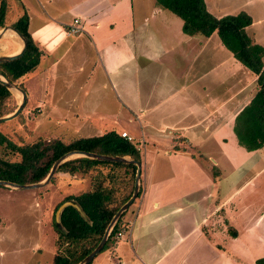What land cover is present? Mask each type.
Masks as SVG:
<instances>
[{
    "label": "crops",
    "instance_id": "0c3cea01",
    "mask_svg": "<svg viewBox=\"0 0 264 264\" xmlns=\"http://www.w3.org/2000/svg\"><path fill=\"white\" fill-rule=\"evenodd\" d=\"M0 2H5L6 26L26 15L28 32L42 50L35 70L23 77L31 76L22 82L23 88L26 84L37 92L33 83L39 82L32 78H42L46 84L41 91L50 99L51 90H64L50 85L52 69L75 66L76 76L60 70L58 78L67 83L66 90L74 86L80 97L95 99L93 105L78 104L88 108V116L78 118L87 122L85 128L78 126L82 137L115 131L125 132L131 142L139 140L132 142L141 161L135 215L132 227L127 217V228L104 252L109 264H232L230 257L238 259L245 252H251L244 254L251 264L264 258L255 251L264 243L261 224L259 232L245 220L235 227L228 218H218L222 204L207 206L225 177L217 167L221 162L232 170L244 158L262 162L252 176L238 179L235 194L251 185L255 193L264 173V147L247 151L233 131L236 116L258 91L257 75L233 56L216 31L206 37L185 34L181 18L156 0ZM204 3L216 18L249 15L245 31L264 49V0ZM75 19L79 31L69 33ZM45 104L53 106L49 100ZM50 139L60 138L42 140ZM81 181L67 176L55 187ZM199 193L201 197L193 198ZM230 209L239 215L243 207L234 204ZM128 245L132 259L125 255Z\"/></svg>",
    "mask_w": 264,
    "mask_h": 264
},
{
    "label": "trees",
    "instance_id": "16d2710c",
    "mask_svg": "<svg viewBox=\"0 0 264 264\" xmlns=\"http://www.w3.org/2000/svg\"><path fill=\"white\" fill-rule=\"evenodd\" d=\"M156 1L181 18L182 31L185 34L206 37L216 31L222 44L233 56L257 75L258 91L236 116L233 131L238 143L247 151L264 147V49L253 44L245 31L246 26L251 23L249 15L240 12L216 18L206 10L204 0ZM6 14L5 2H0V29L7 25ZM27 25L26 15L12 23V27L24 34L28 40L24 54L0 63V73L20 87H23V77L35 70L42 55V50L28 32ZM4 51H13L6 40L0 41V55L5 54ZM16 106L15 96L0 84V117L11 113ZM21 112L11 121L18 120ZM70 150L128 156L140 160L136 146L115 131L69 142L61 139L49 142L36 139L26 142L23 139L15 141L0 129V180L18 184L38 182L46 177L56 159ZM135 171L136 166L133 163L81 156L68 159L59 165L56 173L87 176L90 178V186L78 194L65 196L55 207L53 229L56 234V250L50 264H77L97 246L113 214L131 196ZM213 175L216 176L214 172ZM64 202L69 203L58 212V207ZM123 215L114 225L102 250L116 241L114 236L117 232L126 229ZM256 264H264V258L257 259Z\"/></svg>",
    "mask_w": 264,
    "mask_h": 264
},
{
    "label": "rangeland",
    "instance_id": "374dc122",
    "mask_svg": "<svg viewBox=\"0 0 264 264\" xmlns=\"http://www.w3.org/2000/svg\"><path fill=\"white\" fill-rule=\"evenodd\" d=\"M166 12L173 15L168 10H166ZM216 37L219 39L217 35ZM8 39L9 38L7 37L4 38V40L10 43L13 51H15L17 45H15L12 40ZM2 40L3 39L0 41ZM19 41L21 42V39H19ZM2 49L4 50L5 48L2 47ZM8 52L4 51L5 54L2 55H8ZM60 70L63 71L64 74L70 76H76L77 74L75 66L68 67L67 71H65L64 67H54L49 74V77L51 78L50 85H57L59 86L58 88H61L62 86L64 87V90H58L57 92L51 90L50 99L44 98L46 93L42 92V88H40L42 84H46L45 80L42 83V78L37 79L33 76L32 79H36L37 82H39L38 85L33 83V86H37V92H31L28 86L24 84L25 91H27L29 95L21 112L22 115L18 120H10V122L7 121L2 123L0 129L3 132L8 133L15 141L23 139L26 142L34 141L36 139L46 140L47 138L56 137L68 142L83 136L82 132L78 129V126L85 128L87 122L82 119L79 120L78 118L83 115L88 116V108L85 107L82 110L78 104L80 101H85V103L93 105L95 99L91 98L90 95H87L85 98L80 97L74 86H70L69 90H66L65 86L67 83L64 80L61 83V78H58ZM29 77L31 76H27L24 80L26 81ZM24 80H22V82H24ZM15 98L18 104L19 99L17 100V96H15ZM45 100L52 102L53 106L47 107ZM38 106L40 107V111L36 110ZM116 128L121 130L120 127ZM68 138H70V140ZM234 138L237 140L236 135ZM133 141V143H136L139 140L134 139ZM243 151L239 150V153H246V150ZM261 163L262 162L257 160L254 164L251 159L244 158L243 161L238 163L237 170L230 169L226 163L221 162L217 165L225 177L220 181L217 192L209 199L210 201L207 206L211 207L217 204H222L224 210L218 214V218H228L230 223L235 227L236 224L240 225L242 221L244 222L245 220V225L255 227L258 232L260 231V224L264 228V213L262 216L259 215L260 212H264V173L257 179L259 186L258 189L255 190V193H252L253 185L246 186L245 190L239 194L234 193L237 189V184L239 183L238 179L241 178L240 181H243L247 177L252 176ZM67 176L71 175L64 172H58L55 174L53 180L51 179L52 181L41 188L16 190L0 187V264L51 263L53 254L56 250V234L53 229L55 207L62 201V198H64L65 195L71 193L77 194L90 186V178L88 179L87 176H77L76 178L79 177L82 179L80 184L72 183V186L63 185L62 188L57 189L55 183H57L58 179L66 178ZM58 183L62 185L64 181H59ZM200 194L201 193L194 194L193 198L195 197V199H197L201 197ZM138 197L139 194L137 198ZM225 201L226 203H224ZM137 202L138 200L136 199L123 215V220L129 217L130 220H126L129 221L127 225L130 227H132L135 215L132 212L135 211ZM234 204H241L243 207V210L240 211L239 215L233 213L230 209ZM195 206H198V204H195L193 207ZM58 208H60V206ZM252 214L254 215L251 216ZM233 226H230L229 230L234 228ZM124 240L125 239H122V241ZM253 244L256 248L259 243L255 242ZM108 247L100 251L91 264H109V262L103 257L104 252ZM261 249V251L255 250L256 253H264V243L261 244ZM129 250L128 245L125 255L128 256L129 259H132L133 256ZM249 253L245 252L244 254L247 255ZM244 254L238 259L230 257V263L251 264V258L245 257Z\"/></svg>",
    "mask_w": 264,
    "mask_h": 264
},
{
    "label": "water",
    "instance_id": "95a60500",
    "mask_svg": "<svg viewBox=\"0 0 264 264\" xmlns=\"http://www.w3.org/2000/svg\"><path fill=\"white\" fill-rule=\"evenodd\" d=\"M8 31L14 32L21 40H22V47L21 49L12 54L8 55H2L0 56V63L7 62L16 58L21 57L24 52L27 49L28 46V40L24 34H22L19 30L15 29L12 26H5L0 30V40L4 39L6 37V34ZM0 84L4 85L10 92H18L20 94V99L18 100L17 107L14 111H12L9 114H6L4 116L0 117V124L15 119L23 109L25 105L26 100V92L25 90L20 87L19 85H16L13 82H10L8 79H6L1 73H0ZM14 94V93H13ZM15 95V94H14ZM16 96V95H15ZM88 157L91 159H97V160H104V161H111V162H123V163H133L136 166L135 171V177H134V184H133V191L131 196L119 207V209L113 214L111 217L109 223L107 224L103 235L101 237V240L97 244V246L88 253L81 261H79L77 264H89L93 258L102 250L104 247L114 225L117 223L119 218L127 211L129 206L133 203L135 198H137L139 190H140V170H141V161L137 159H133L128 156H110V155H103V154H97L93 152L83 151V150H70L63 155H61L56 161L52 164L48 174L46 177L38 182L34 183H27V184H18L12 181L7 180H0V187H6L10 189H31V188H41L46 186L50 180L52 179L53 175L56 173L59 165L63 163L64 161L74 158V157ZM69 202H64L60 205V208H58V212Z\"/></svg>",
    "mask_w": 264,
    "mask_h": 264
},
{
    "label": "bare ground",
    "instance_id": "6f19581e",
    "mask_svg": "<svg viewBox=\"0 0 264 264\" xmlns=\"http://www.w3.org/2000/svg\"><path fill=\"white\" fill-rule=\"evenodd\" d=\"M6 37L9 38L10 40H12V42H14L15 45H17L16 50L14 51V53L18 52L21 49V47H22V40L20 42L19 41L20 38L12 31H8L7 34H6ZM13 93L17 96L18 99H20V94L18 92L14 91Z\"/></svg>",
    "mask_w": 264,
    "mask_h": 264
},
{
    "label": "built area",
    "instance_id": "2783aa9c",
    "mask_svg": "<svg viewBox=\"0 0 264 264\" xmlns=\"http://www.w3.org/2000/svg\"><path fill=\"white\" fill-rule=\"evenodd\" d=\"M77 23H78V19H75V20H74V24H73V25L70 27V29H69V33H77V32L79 31V27H77V25H76ZM121 135H122L123 137H125V138H127V139L130 140V137L127 136L125 132L121 133ZM126 228H127V226H126ZM122 233H123V230L117 232V233L115 234V236H114L115 239H116V238H119V237L122 235Z\"/></svg>",
    "mask_w": 264,
    "mask_h": 264
}]
</instances>
